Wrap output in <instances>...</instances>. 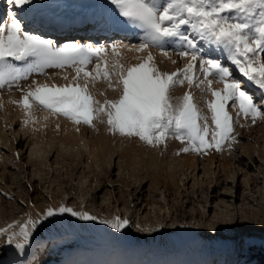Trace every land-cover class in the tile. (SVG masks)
<instances>
[{
	"label": "rangeland",
	"instance_id": "obj_1",
	"mask_svg": "<svg viewBox=\"0 0 264 264\" xmlns=\"http://www.w3.org/2000/svg\"><path fill=\"white\" fill-rule=\"evenodd\" d=\"M18 6L0 0V26L9 24L15 14L25 31L53 40L57 47L78 42L108 48L103 59L93 57L86 66L93 75L96 64L103 68L104 60L109 68L116 61L127 67L141 63L149 53L166 73L183 70L190 60L180 55L186 49L178 38L164 49L150 45L137 51L144 43V30L121 23L125 18L111 0H31ZM70 12L93 13L100 20L99 27L92 33L58 34L46 32L43 21H30V16L40 15L68 18ZM114 22L123 30L103 33ZM185 28V34L193 38ZM113 43L122 45L118 55L111 51ZM213 58L243 82L242 88L256 102L264 101L258 87L224 59L219 49ZM260 59L264 61V54ZM12 62L26 67L24 61ZM194 63V83H178L169 94L173 105L185 93L191 94L201 114L208 116L211 140L215 124L207 102L214 97L200 81L212 80L216 90L224 85L216 75L205 78L199 60ZM75 76L73 66L47 67L11 81L10 86L9 82L0 86V229H7L0 233V264H264V117L253 123L238 102H229L226 111L235 141H225L221 150L210 147L184 152L181 149L188 142L171 132L164 142L149 144L136 136L113 134L104 114H97L94 126H89L38 104H33L29 118L18 103L36 84L83 85V73L73 81ZM117 79L111 76L112 83ZM108 84L102 74L89 82L91 94L101 103L116 100L122 93V86L114 90ZM61 204L97 219L82 221L64 214L39 225L23 252L15 247L21 236H13V243H8L9 236L18 233L29 217L35 221L47 208ZM116 217L129 221L123 230L101 223Z\"/></svg>",
	"mask_w": 264,
	"mask_h": 264
},
{
	"label": "snow or ice",
	"instance_id": "obj_2",
	"mask_svg": "<svg viewBox=\"0 0 264 264\" xmlns=\"http://www.w3.org/2000/svg\"><path fill=\"white\" fill-rule=\"evenodd\" d=\"M15 5H27L31 0H10ZM119 10V16L125 18L121 23L144 30V43L137 51L151 46L164 49L166 43L178 38L182 47V57H190L183 70L173 73L161 72L149 53L141 63L125 66L116 61L111 68L107 60L96 64V75L86 71L92 58L103 59L109 51L103 46H81L77 43H65L57 47L51 40L25 31L22 22L13 14L9 24L0 26V86L6 82L26 77L32 71L43 72L47 67L76 68L77 81L83 73L84 84L72 83L65 86L36 84L24 93L18 102L26 115L32 117L33 104H38L56 115H63L76 124L84 123L94 126L97 114L107 116L108 130L122 136H136L149 144L164 142L171 132L188 146L181 151H197L221 145L227 140L235 141L231 136V116L226 111L229 102L239 104L245 116L251 115L253 123L257 117H264V101L256 102L253 95L242 88V81L233 77L232 72L221 60L213 58L217 49L224 59L230 61L248 82L258 87L264 96V0H111ZM185 26L194 34L190 38L185 34ZM206 42L208 47L200 46ZM122 45L113 43L111 51L118 55L117 49ZM212 46H215L214 48ZM203 53V54H202ZM167 55V52H164ZM209 57V58H205ZM11 58V59H10ZM207 78L216 75L223 83L222 90L212 88V80L204 79L214 99L207 102L211 120L215 129L211 130L208 116L202 115L192 101L190 93H185L180 103H171L170 90L176 84L194 83L191 75L196 68V61ZM12 61H24L26 67H17ZM175 62V61H174ZM255 65V66H254ZM109 80L108 86L114 90L122 86V93L116 100L105 99L103 103L96 100L89 89V82L101 77ZM118 77L112 83L111 76ZM183 76V79L180 77ZM231 78V79H230ZM67 79V77H65ZM35 83V82H34ZM16 103V101H14ZM200 120L204 123L201 125ZM28 120L25 121L27 123ZM70 214L82 221H95L96 216L87 212H78L64 204L49 207L37 220L29 217L12 233L8 243H13V236L22 239L15 247L24 251L25 245L36 228L51 218ZM117 230H123L129 223L127 219L116 217L103 220ZM11 227V225H9ZM7 229H0V233Z\"/></svg>",
	"mask_w": 264,
	"mask_h": 264
},
{
	"label": "bare ground",
	"instance_id": "obj_3",
	"mask_svg": "<svg viewBox=\"0 0 264 264\" xmlns=\"http://www.w3.org/2000/svg\"><path fill=\"white\" fill-rule=\"evenodd\" d=\"M23 6L19 5L18 7H23ZM66 15H68L69 17L68 18L64 17L63 19L61 17H53L52 18L51 15H40L37 17L30 16V21L32 22V24L33 23L37 24V23L43 21L44 23H46L45 26H48L46 32H57L58 31V34L70 33V32L73 33L74 31L75 32L86 31L88 33H92V32H94V28L99 27L100 20H97L96 16H95L96 18H94L93 13H91V12H82V13L81 12H79V13L78 12H70V13H66ZM66 15H64V16H66ZM90 19H94L97 21H94V20L91 21ZM86 23L89 24L88 29L86 28L87 27ZM83 24H84V26H82ZM94 25H96V26H94ZM61 28H64V29H61ZM51 30H53V31H51ZM122 30H123L122 26L120 24L114 22V23H111L109 25H106V27H104L103 33L109 34L112 32L115 33V32H119ZM134 36L135 35H132L131 38H129L127 43H130L133 40ZM168 236H169V234H168Z\"/></svg>",
	"mask_w": 264,
	"mask_h": 264
}]
</instances>
